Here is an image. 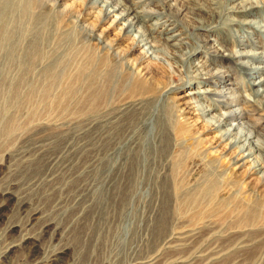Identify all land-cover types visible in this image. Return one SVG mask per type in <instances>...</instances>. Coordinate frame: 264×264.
Segmentation results:
<instances>
[{
  "label": "rangeland",
  "instance_id": "rangeland-1",
  "mask_svg": "<svg viewBox=\"0 0 264 264\" xmlns=\"http://www.w3.org/2000/svg\"><path fill=\"white\" fill-rule=\"evenodd\" d=\"M133 1L126 0L128 4ZM145 1L146 8L171 20L188 47L176 50L164 37L156 36V58L146 57V49L136 45L135 33L126 35L121 24L113 23L114 16L104 20L102 3L95 9L86 7L87 0H31L27 7L19 6V12H27L17 26L26 33L23 53L18 54L22 63H9L0 57V252L15 245L0 264L50 263L52 254L61 247H68V252L54 264H122L140 254L136 249L124 252L130 241L118 238L115 243L110 236L93 234L92 230L86 239L78 230L62 241H39V224L61 218L57 213L61 198L57 200L60 194L45 188L50 171L44 161L38 156L27 157L26 152L41 140L59 150L65 133L92 119L115 116L125 106L119 142L125 147L114 178L129 184L137 172L141 179L144 170L154 176L149 181L164 188L153 213L157 224L149 235L150 245L140 256L148 259L156 255L169 234L197 231L198 244L178 256L189 259L200 244H212L222 234V239L231 236L248 242L238 254L244 264H264V178L254 173L251 161L235 164V159H241L238 149L221 142L217 131L187 102L188 78L195 75L188 62L194 59L202 68L235 72V77L244 81L243 89L250 91L247 67L233 53H264V8L254 9L255 16L253 10L245 13L239 7L263 0ZM140 5L135 3L134 7ZM202 6L211 7L212 14L202 12ZM233 18L247 21L240 26L232 24ZM201 20L217 25L210 37L225 51L216 52L206 44L209 35L202 36L196 28ZM93 33L102 34L105 42H98ZM186 48L195 50L193 57L183 55ZM6 74L18 85L16 99L13 88L4 81ZM172 87L178 91L169 93ZM5 95L11 103H4ZM172 95L175 100L168 97ZM259 115L264 118L261 109L252 121ZM261 134L264 144V131ZM100 148L104 152L105 144ZM117 151H110V157L117 160ZM136 152H144L140 159L147 155L145 166L144 161L140 165L132 162ZM129 153L128 159L125 155ZM105 165L103 162L100 167ZM7 192L15 199L5 200ZM151 196H158L157 192ZM138 211L133 210L125 222L137 225ZM10 225H15L12 238L3 239ZM33 241L41 245L36 254L29 251Z\"/></svg>",
  "mask_w": 264,
  "mask_h": 264
},
{
  "label": "bare ground",
  "instance_id": "bare-ground-1",
  "mask_svg": "<svg viewBox=\"0 0 264 264\" xmlns=\"http://www.w3.org/2000/svg\"><path fill=\"white\" fill-rule=\"evenodd\" d=\"M57 1L60 2L61 0ZM29 3L31 0L24 2L17 0L0 1V57H6L5 61L7 60L9 63L21 61L18 54L23 53L21 44L26 33L18 31L17 26L19 19L27 12H19L18 10L22 4L27 7ZM101 3V13L104 20L114 16L113 23L121 24L126 35L135 33L136 45L146 49L145 54L148 58H156L158 49L153 43L156 36L164 37L176 50H181L184 45L189 46L183 34L170 23L171 20L159 17V13L146 8L147 2L145 0H135L131 4H128L126 0H87L86 7L95 9ZM135 3H141L140 7H134ZM199 8L204 13L212 14L211 7L202 6ZM239 8L245 13H249L251 9L253 10L251 14L257 16V11L254 9H263L264 0L255 1L250 3L248 7L241 6ZM152 17L153 19H151ZM227 18L229 19V16ZM202 21L196 28L200 34L202 33V36L209 35L208 37H210L217 25L206 24ZM246 21L233 18L232 24L241 26ZM147 22L149 23L146 25ZM11 23L14 24V28L11 27ZM83 26L86 25L83 23ZM93 36H96L98 42H105L102 34L93 33ZM208 40L205 42L211 46L212 50L216 52L225 51L221 46L218 47V43L213 37ZM15 51L17 54H14ZM194 54L195 50L191 51L188 48L183 51V55L186 57L191 58ZM224 54L232 56L231 52ZM233 56L240 57L238 62L247 67L250 91L243 89L244 81L241 82L239 77H235V72L202 68L196 59L189 60L188 63L195 69V75L188 78L187 86L190 88L187 94L189 96L187 102L190 105L188 107L195 108L197 114L209 123L211 129L217 131L221 142L226 141L230 148L238 149V155L241 159L239 161L235 159L233 161L235 164L251 161L254 173H260L264 178V144L259 138L261 132L264 131V118H261L260 115L254 121L251 118L253 115L259 114L260 109L264 112V53L257 50L249 51V53L236 50ZM137 68L134 66L133 70H137ZM5 77L4 81L13 88L14 99H16L18 97V85L14 84L12 79L9 80V75L7 77L6 74ZM204 84H210V86L201 88ZM0 86H3V83H0ZM177 91L178 88L175 87L169 89V93ZM168 97L175 100L173 95ZM206 99L211 104L206 103ZM2 100L4 103H11V99L6 95ZM126 109L125 106L115 116L110 114L102 118H95L82 127L74 128L72 132L68 131L63 135L64 143L59 150H52L51 143L41 140L34 143L33 147L26 151L29 152L27 157L36 158L38 156L39 161H44L48 171H50L48 176L45 175L48 180V182H44L45 188L59 193L60 196L57 200L61 198L57 208V213L61 215V218L57 221L48 219L39 224L38 240L42 243L45 241H62L66 235L69 237L72 232L76 233L78 230L83 231L81 236H85L86 239L87 236H90L89 231L92 230L93 234L104 233L107 237L110 236L115 243L118 238L130 241L124 250L125 253H128L129 249H136L141 254L143 249L149 247V235H151L153 225L157 224L153 213L156 211V204L159 203L160 199L159 195L164 191V188L160 183L149 181L154 176L151 172L147 174L148 172L146 173L144 170L140 173L142 180L138 177L137 172L135 180L129 184H124L114 178L118 171L115 165L123 156L125 147L119 142L121 140L120 129ZM104 144L105 151L102 152L100 146ZM133 146L129 147V151H132ZM141 147L142 145L138 147V151ZM113 150H118L119 158L117 160L109 155V152ZM143 153H134L132 162H137L140 165L144 161L143 165L145 166L147 155L144 154V159L139 158L140 155L143 156ZM125 156L129 159L130 153ZM128 159L123 165L127 163ZM103 162H106V165L101 168ZM153 192H157L158 196H151ZM6 194L8 196H5V200L15 199L12 193L7 192ZM133 210H139L137 218H140L134 227L131 221L125 222L131 217ZM120 213L123 221L118 216ZM123 213L126 215H122ZM70 225H72L70 231L65 234ZM13 231H15V225H10L2 234L3 239L12 238ZM198 235L200 232L197 231L182 232L179 235L169 234L165 237L161 250H158L159 252L153 257L143 259L140 254L136 253L128 257L129 259L122 264H161V261L163 264H181L183 262L188 264H244L238 254L242 251L241 249L248 246V242L242 239L235 241L230 239L231 236L222 239L221 237L224 236L222 234L216 238L217 241H212V244L206 246L200 244L193 253L194 255L189 256V259L178 256L186 254L189 248H194L198 244V239H196ZM144 237L147 239L143 242ZM228 239L230 240L227 241ZM30 243L29 251L38 253L41 245L36 244V241ZM14 246L9 245L4 253L0 252V262L8 257ZM67 252L68 247L59 248L52 254L51 262L44 264L56 263ZM163 258H165L164 261ZM261 260L263 261V259Z\"/></svg>",
  "mask_w": 264,
  "mask_h": 264
}]
</instances>
